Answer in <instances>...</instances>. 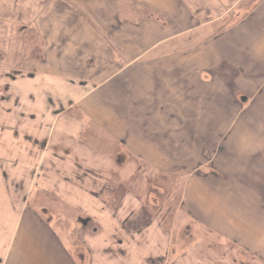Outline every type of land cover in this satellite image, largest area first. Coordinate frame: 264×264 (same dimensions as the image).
Listing matches in <instances>:
<instances>
[{
  "label": "crops",
  "instance_id": "0c3cea01",
  "mask_svg": "<svg viewBox=\"0 0 264 264\" xmlns=\"http://www.w3.org/2000/svg\"><path fill=\"white\" fill-rule=\"evenodd\" d=\"M181 1L25 0L45 50L57 54L49 55L48 62L42 63L45 67L29 78L30 106L21 103L25 96L21 90L12 95L20 102L16 116L24 117L18 118L19 124H25V116L29 124L19 128L16 124L18 139L26 135L24 145L2 147H10L15 162L10 179L16 195L20 190L29 193L21 203L11 205L14 218L9 223L0 220V264H155L147 261L165 256L172 245L162 226L154 220L137 231L124 227L140 204L134 194L143 193L136 180L175 168L173 163L193 152L187 147L196 148V154L205 158L195 170L211 165L214 170L202 176L191 174L194 179L182 210L201 228L220 233L242 221L246 236L230 233L236 240V236L247 239L248 248H243L264 261V186L259 190L246 184L264 178L246 166L259 162L255 150L264 146V137L255 133L250 114L255 113L253 99L243 103L241 93L226 85L225 69L238 73L235 47L229 44L237 41L235 33L240 34L244 24L213 41L220 43L229 32L224 46L211 47H216L221 63L220 74L217 70L210 75L205 59L195 54L207 50L208 42L182 53L172 42L195 28L191 26L195 12L186 5L183 21L190 27L178 31ZM261 1L256 12L264 11ZM143 11L148 12L147 18L140 16ZM139 17L143 27L136 21ZM157 17H164L169 30L146 42V27L156 25ZM248 19L245 30L255 22L253 14ZM157 50L163 55L155 54ZM55 66L64 71H55ZM69 67L89 69L78 74ZM239 76L231 82L238 83ZM44 95L48 104L41 100ZM229 96L237 107H226ZM226 116L233 120L228 127ZM231 131L234 138L229 136ZM243 135L258 137L257 145L243 144L242 139L236 142ZM228 162L230 169L224 167ZM261 164L264 168V161ZM220 168L234 171L230 180V174ZM110 181L120 186L117 205L115 191L105 190ZM249 195L263 203L245 215ZM231 200L237 204L230 205ZM120 233L115 256L109 249Z\"/></svg>",
  "mask_w": 264,
  "mask_h": 264
},
{
  "label": "rangeland",
  "instance_id": "374dc122",
  "mask_svg": "<svg viewBox=\"0 0 264 264\" xmlns=\"http://www.w3.org/2000/svg\"><path fill=\"white\" fill-rule=\"evenodd\" d=\"M180 1V0H179ZM182 0L179 4L181 9H177L178 18V31L181 32L186 28L190 27L187 20L183 21L185 6H189L195 12L193 22L191 26L195 27L193 30L188 32H182L172 42L177 44L179 52H186L189 48L196 49L201 43L208 42V49L195 52L205 59L206 69L210 75H214L213 71H217L220 74L219 66L221 56L215 47V50H211V47L227 42V33L225 38L221 39L220 43H214L219 38H222L224 31H229L240 24H244L241 27L240 34L235 33L237 41L234 44H229L230 47H235V62L234 67L238 70V73H231L228 69H225L227 74V88L230 86L232 89L237 90L240 95V100L244 103L249 99H253L255 102L253 111L250 113L254 115V126L256 127V135H263L264 137V11L262 13L256 12V9L263 3L261 0ZM183 11V13H182ZM254 15L255 22L252 23L251 27L247 26L245 30V23L249 22V16ZM148 12L143 11L140 16L147 18ZM140 18V17H139ZM142 18L138 21L142 25ZM148 21H145L147 23ZM164 17L155 19V24L146 27V42H149L154 37H158L162 30H169L165 24ZM191 24V23H190ZM247 24V23H246ZM149 24L147 23V26ZM37 25L35 20L29 18L27 15V3L25 0H0V220L10 222L13 216L11 205L15 202L21 203L28 193L20 190V193L16 195L14 185H11V176L15 173L16 168H13L14 161L12 160V154L10 147L7 149L2 144H6L8 147L10 144H18L21 146L25 144L26 135H22L18 139V133H16V124L19 119H22V115L16 116L14 110L20 106L19 99L13 98L12 95L19 90L23 92L25 96L21 100L23 105L30 106L31 100L27 93L33 91V84L31 83L30 77H35L37 71L45 66L42 63H47L49 55L57 54L50 50H45L46 46L43 43V38L37 33ZM152 30V31H151ZM243 30V31H242ZM166 35H163L165 37ZM222 46V47H223ZM227 47V45H226ZM163 55L164 52L157 50L155 54ZM179 57H184L181 55ZM147 59V58H146ZM55 71L58 69L64 71V68L53 67ZM69 70L76 71L78 74H84L88 72L89 67H69ZM95 69V68H92ZM195 69H198L195 67ZM239 76V82L236 79L234 82L233 77ZM233 75V76H232ZM33 81V80H32ZM30 82V84H29ZM90 85V84H88ZM92 85V84H91ZM234 87H233V86ZM221 88V86H220ZM233 89V90H234ZM215 92L214 90H212ZM40 94L42 93L41 91ZM50 94V93H49ZM65 94H68L66 92ZM228 94V89L227 93ZM38 95V94H36ZM51 96V95H50ZM248 96V97H247ZM47 95L42 96V102L45 100ZM226 107L238 106L237 102H234L232 96H229ZM244 100V101H243ZM212 101V99H211ZM47 104L48 100H45ZM58 103H56L57 105ZM258 114L255 111V108ZM61 107H58L61 110ZM21 109V108H20ZM13 110V111H12ZM12 111V113H11ZM23 112V111H22ZM19 118V119H18ZM24 118V117H23ZM28 121V117L25 116ZM232 117L226 116L227 127ZM18 120V121H17ZM22 124L21 127L27 124ZM233 122V120H232ZM22 123V122H21ZM13 127V128H12ZM227 131V130H226ZM229 133V136L233 137V131ZM254 135V132H253ZM24 138V139H23ZM243 144L249 142L248 145H257V139L255 136L248 137L243 135L242 138H237L236 142L241 140ZM8 140V141H7ZM15 140H17L15 142ZM40 144V143H37ZM40 146V145H39ZM41 147V146H40ZM40 147L38 149H40ZM2 149V150H1ZM23 149L22 147L20 148ZM187 150H192V153L183 155L176 164H172L171 170L161 169L160 172H156V175L145 179H137L136 181L140 184L141 194H134L135 198H138L140 204L137 205V211L131 212L128 223L125 222L124 227L127 231H137L146 228L149 223L156 221L157 224L162 226L164 233L171 237L172 245L165 251L166 255L157 259H150L147 263H159V264H264L261 259H255L249 253L246 246L247 239L240 238L237 243L236 238L230 232L236 234H246L243 232L245 229L241 224H234L232 227H227V233H220L208 228H201L196 221L191 220L187 215V211L182 210L184 208V198L186 191L192 186L191 174L195 176H202L205 172H212L213 166H203L200 170H195L199 165L205 162L204 156H198L196 154V148L187 147ZM28 151V150H27ZM259 155V162L246 164L248 171H254L260 173V176L264 175L261 170V161H264V146H260L259 149L255 150ZM4 156V157H2ZM229 156V155H227ZM226 156V157H227ZM5 159L2 160L1 159ZM205 157H208L205 154ZM210 157H213L210 155ZM224 158L225 157H221ZM232 163V167H234ZM218 168L219 165H216ZM230 169V163H225V166ZM222 173L230 174L226 171V168H220ZM18 171V170H17ZM16 171V172H17ZM237 171V170H236ZM234 171L231 170V174ZM227 177L230 180L232 175ZM248 174V173H247ZM238 176V175H237ZM10 179V180H9ZM189 179L191 180L189 183ZM223 181L226 180L221 179ZM263 182V183H262ZM189 183V184H188ZM138 184V185H139ZM247 186L261 190L264 186V178L250 179ZM262 184V185H261ZM222 187L224 183H221ZM102 184H100L101 188ZM105 186V185H103ZM115 181H110V185H107L105 190L115 191L114 200L115 205L120 201L121 194L117 188ZM32 188L30 182L29 189ZM105 188V187H104ZM227 188V187H225ZM22 191V192H21ZM29 191V190H28ZM31 191V190H30ZM249 195L247 198L251 202L248 208L243 214L255 211V208L261 207L260 201L254 202ZM235 199V196L233 197ZM26 199V198H25ZM236 200V199H235ZM229 204H237L235 201H228ZM186 204V202H185ZM263 205V204H262ZM182 207V208H181ZM264 213V212H263ZM214 220V219H213ZM248 227V226H246ZM90 228V227H89ZM84 229V227H83ZM91 231V228L89 229ZM91 233V232H90ZM120 234L114 237L111 242V248L114 255H119L117 249V243ZM119 237V238H118ZM170 243H168L169 245ZM248 248V244L246 246Z\"/></svg>",
  "mask_w": 264,
  "mask_h": 264
},
{
  "label": "flooded vegetation",
  "instance_id": "af4514ba",
  "mask_svg": "<svg viewBox=\"0 0 264 264\" xmlns=\"http://www.w3.org/2000/svg\"><path fill=\"white\" fill-rule=\"evenodd\" d=\"M13 111V110H12ZM12 111H11V113H12ZM28 140H29V138H28ZM41 147H43V145H44V143H40L39 144Z\"/></svg>",
  "mask_w": 264,
  "mask_h": 264
}]
</instances>
